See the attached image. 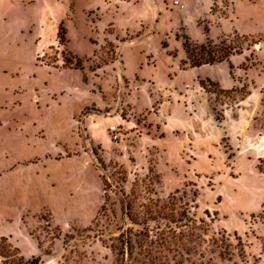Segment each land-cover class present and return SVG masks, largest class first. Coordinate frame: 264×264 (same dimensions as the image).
<instances>
[{
    "label": "rangeland",
    "instance_id": "obj_1",
    "mask_svg": "<svg viewBox=\"0 0 264 264\" xmlns=\"http://www.w3.org/2000/svg\"><path fill=\"white\" fill-rule=\"evenodd\" d=\"M211 2L0 0V236L24 259L264 264V0ZM217 19L209 38L239 47L238 65L181 69V38L204 44ZM147 177L205 223L193 253L153 245L168 223H150L144 250L121 245L139 228L120 199Z\"/></svg>",
    "mask_w": 264,
    "mask_h": 264
},
{
    "label": "trees",
    "instance_id": "obj_2",
    "mask_svg": "<svg viewBox=\"0 0 264 264\" xmlns=\"http://www.w3.org/2000/svg\"><path fill=\"white\" fill-rule=\"evenodd\" d=\"M122 1L129 2L131 0ZM203 32L205 34L204 44L194 43L187 35H184L181 38V48L185 55L184 60L180 61L181 69H184L185 67L192 69L201 66L217 65L225 61H229V58L232 55L241 53V49L237 46L225 45L224 43H221V46L213 45V42L209 38V30L205 27L203 28ZM65 35L66 32L62 27V24H60L57 31V43L59 45H64L66 42ZM176 38L179 39L177 36ZM161 47L162 49H167L168 46L165 42H162ZM167 55L174 57V55L169 52H167ZM74 59L75 62L70 63L69 68L82 71L83 68L81 60L78 58ZM232 68L233 67L230 64L229 69ZM198 84L207 93L215 95L219 93L228 94L236 92L235 90H221L218 85L209 78H205L203 80L199 79ZM210 88H213L214 90H210ZM99 164L103 167L101 160H99ZM147 179L148 177L141 180L139 184L134 183L130 191L127 194L122 195V198L120 199V209L124 216L133 226L139 228L138 232L131 235L132 237H126L124 239V235L121 234V245L126 248V252L134 248L144 250V248L146 249L148 247V244L145 243L147 236L152 232V229H150L149 226L150 223H154L156 225H160L159 223H168L169 225L174 226L172 227L166 225L165 233L161 231L160 234H156L153 245L159 247V250H162L163 254H172L174 259L175 256L181 258L183 254L188 255L189 253H193L196 249L195 245H199L202 240V236L206 234L207 231L206 228H198L197 224L205 225V223L200 219L196 221L188 218V205L183 203L181 199L176 201L173 197H168L166 201H162L157 198L152 182ZM103 187L105 195L104 182ZM104 202H106V197H104ZM175 219L179 225L175 224ZM183 229H186L187 233L182 232ZM198 230H201V232H198ZM142 235L145 236L142 237ZM30 236H32V233H30ZM257 239L260 242V252L261 254H264V236L258 237ZM37 244L40 248L38 242ZM120 251H122L121 253L123 255V250ZM238 255L242 259L244 256L243 250L241 253H238ZM0 259V264H41L38 257L24 259L20 250L9 241L8 237L3 236L0 237ZM177 264H181V262H177Z\"/></svg>",
    "mask_w": 264,
    "mask_h": 264
},
{
    "label": "crops",
    "instance_id": "obj_3",
    "mask_svg": "<svg viewBox=\"0 0 264 264\" xmlns=\"http://www.w3.org/2000/svg\"><path fill=\"white\" fill-rule=\"evenodd\" d=\"M214 0H212V2H213ZM212 2L210 3V6H211V4H212ZM175 3H177V1H175ZM210 9H211V7H209V9H208V17H211L212 16V14L210 13L211 11H210ZM218 20V23H217V25H214V23H212V25L210 26V31H209V35H210V37L212 38V27L214 26L215 27V29H217V27H219L220 25H221V23H222V19H217ZM234 57H230V59H229V63H231L232 65H238V63L239 62H234ZM224 63V62H223ZM223 63H221V64H223ZM220 64V65H221ZM228 64V63H227ZM206 66H201V67H198V68H192V70H197V71H201V69H203V68H205ZM199 77H209V76H204V75H202V74H199ZM250 112V111H249ZM177 115H180V117H182L183 116V113L182 112H180L179 111V113L177 112L176 113ZM177 117H179V116H177ZM182 118H185V117H182ZM33 215H35V214H33ZM26 217V215L23 217V218H25ZM23 221V220H22ZM23 225H25V223H24V221H23ZM28 235H29V237L32 239V240H34L33 239V237L32 236H30V233H28ZM0 237H2V236H0ZM9 238V241L11 242V237H8ZM35 241V240H34ZM36 242V241H35ZM12 243V242H11ZM36 245H37V248H38V250H40L39 249V247H38V244H37V242H36Z\"/></svg>",
    "mask_w": 264,
    "mask_h": 264
},
{
    "label": "built area",
    "instance_id": "obj_4",
    "mask_svg": "<svg viewBox=\"0 0 264 264\" xmlns=\"http://www.w3.org/2000/svg\"><path fill=\"white\" fill-rule=\"evenodd\" d=\"M108 131L111 133V134H116L118 132V125H110L108 127Z\"/></svg>",
    "mask_w": 264,
    "mask_h": 264
}]
</instances>
